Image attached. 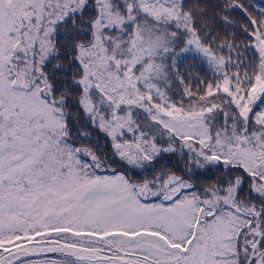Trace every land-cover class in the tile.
I'll use <instances>...</instances> for the list:
<instances>
[{
    "label": "snow or ice",
    "instance_id": "6c2138e0",
    "mask_svg": "<svg viewBox=\"0 0 264 264\" xmlns=\"http://www.w3.org/2000/svg\"><path fill=\"white\" fill-rule=\"evenodd\" d=\"M0 264H264V0H0Z\"/></svg>",
    "mask_w": 264,
    "mask_h": 264
}]
</instances>
